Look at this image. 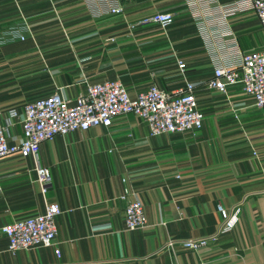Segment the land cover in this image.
<instances>
[{
  "label": "crops",
  "instance_id": "obj_1",
  "mask_svg": "<svg viewBox=\"0 0 264 264\" xmlns=\"http://www.w3.org/2000/svg\"><path fill=\"white\" fill-rule=\"evenodd\" d=\"M242 1L215 0L211 14L198 0H0V30L23 24L30 33L40 26L44 35L38 41L26 34L0 47V61L41 48L42 62L71 66L45 77L42 91H0V113L51 94L71 101L88 83L119 79L131 95L151 84L172 92L193 83L203 115L196 131L151 136L142 120L127 114L43 141L34 157H1L0 226L52 201L60 212L50 246L11 253L0 232V264H264V109L253 107L240 84L226 94L207 87L213 60L197 25L209 24L208 14L233 34L238 53L261 50L264 33L253 11L218 22L227 5ZM114 4L121 14L106 11ZM156 12L174 14L173 23L164 30L140 24ZM8 129L12 143L20 127ZM37 166L48 171L44 190ZM125 189L129 194L121 198ZM133 195L146 225L130 230L124 207ZM219 205L238 212L214 242L198 250L160 249L169 238L215 232Z\"/></svg>",
  "mask_w": 264,
  "mask_h": 264
},
{
  "label": "built area",
  "instance_id": "obj_2",
  "mask_svg": "<svg viewBox=\"0 0 264 264\" xmlns=\"http://www.w3.org/2000/svg\"><path fill=\"white\" fill-rule=\"evenodd\" d=\"M215 0H198L211 14L209 7ZM189 3V0H187ZM189 5V4H188ZM218 22H225L226 17L235 11H253L260 29L264 33V0H245L227 5ZM109 14L118 15L122 8L117 4L109 5ZM206 14V13H205ZM211 16L206 14L209 24L197 22L199 32L205 42L207 52L212 56L213 73L207 87L221 94L228 88L240 84L245 96L252 101L256 109H264V45L261 50L240 54L236 50L232 33L219 27ZM174 14L156 12L140 21V24H156L161 29L170 26ZM208 27H216L208 30ZM219 27V28H218ZM210 31V32H209ZM16 29L11 31L12 39L18 38ZM221 52L225 55H221ZM178 69L184 71L185 64L178 61ZM195 84L185 82L183 88L167 92L155 84L146 90L131 95L119 80L88 83L83 93L69 101L57 94L24 102L19 110L8 108L0 113V158L17 154L20 157H34L39 144L56 135H63L74 130H85L91 126H108L117 117L132 114L142 120L149 134L196 131L202 127L203 115L195 95ZM17 123L20 137L9 143V127ZM36 180L44 188L49 183L47 168L37 166ZM128 190L120 196L125 198ZM236 209V210H234ZM221 222L217 230L207 236L197 238H169L161 250H173L175 247L198 250L214 242L218 235L230 230L237 219V207L226 211L218 206ZM56 202H48L40 213L17 218L0 226V232L7 239V250L11 253L35 246H50L54 239L55 216L59 213ZM124 223L132 230L143 228L146 217L141 201L133 195L124 207ZM57 253V250L55 251Z\"/></svg>",
  "mask_w": 264,
  "mask_h": 264
},
{
  "label": "rangeland",
  "instance_id": "obj_3",
  "mask_svg": "<svg viewBox=\"0 0 264 264\" xmlns=\"http://www.w3.org/2000/svg\"><path fill=\"white\" fill-rule=\"evenodd\" d=\"M1 8L8 7V4L3 5ZM7 9H4V13ZM119 15V14H118ZM7 17V16H6ZM23 25V24H21ZM21 25L4 27L0 30V47H4L6 44L19 41L22 42L28 34H33L35 40H41L44 35L40 31V26L34 28V32H27ZM16 29L18 32V38L12 39L11 31ZM166 29V28H165ZM164 30V29H163ZM55 36L54 32H51ZM39 50L41 48H34L33 52L29 54H19L16 57L1 58L0 61V91H42L44 85L48 82L45 77H52L55 71L60 70L62 67L69 68L68 63H47L40 60ZM38 51V52H36ZM42 54V53H41ZM71 68V66H70ZM69 68V69H70ZM46 87V86H45ZM39 96H26L25 100L29 101ZM202 114V113H201Z\"/></svg>",
  "mask_w": 264,
  "mask_h": 264
}]
</instances>
